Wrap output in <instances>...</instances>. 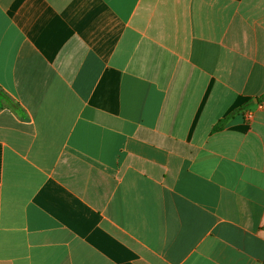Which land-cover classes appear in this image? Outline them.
<instances>
[{
	"label": "crops",
	"instance_id": "crops-1",
	"mask_svg": "<svg viewBox=\"0 0 264 264\" xmlns=\"http://www.w3.org/2000/svg\"><path fill=\"white\" fill-rule=\"evenodd\" d=\"M0 264H264V0H0Z\"/></svg>",
	"mask_w": 264,
	"mask_h": 264
},
{
	"label": "trees",
	"instance_id": "trees-1",
	"mask_svg": "<svg viewBox=\"0 0 264 264\" xmlns=\"http://www.w3.org/2000/svg\"><path fill=\"white\" fill-rule=\"evenodd\" d=\"M219 128H220V126L217 125V126L214 127V130H218Z\"/></svg>",
	"mask_w": 264,
	"mask_h": 264
}]
</instances>
